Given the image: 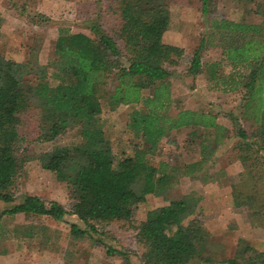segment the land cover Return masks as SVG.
<instances>
[{"label": "trees", "instance_id": "obj_1", "mask_svg": "<svg viewBox=\"0 0 264 264\" xmlns=\"http://www.w3.org/2000/svg\"><path fill=\"white\" fill-rule=\"evenodd\" d=\"M174 1L111 0L120 20L115 36L98 20H89L85 28L90 32L77 37L68 26H60L47 62L39 59L37 46L22 55L0 43V199L11 203L0 208V230L5 216L18 213L27 220L45 215L60 222L71 214L86 227L68 223L69 245L84 240L93 246L105 245L103 233L92 221L125 222L138 197L152 194L167 203L135 234L144 264H264V250L252 261L243 260L240 252L223 259L209 252L208 232L195 220L184 223L202 196L195 191L173 193L181 177L207 181L213 155L226 139L234 137V158L248 179L232 184L233 204L255 206L248 213L250 222L264 226V0L244 2L261 18L255 22L228 18L216 12L217 0H200L209 33L201 37L187 70L192 76L204 71L210 88L238 91L236 108L226 113L233 129L218 121L213 103L207 108L177 105V112L170 114V77L179 47L166 42L164 35L170 28ZM211 44L219 47L220 58L204 64L202 53ZM224 64L232 67L230 73H223ZM120 105L132 107L126 123L129 138L146 146L134 143L131 152L116 157L102 113L106 106ZM27 127L33 128L40 141L78 129V141L56 145L43 163L76 194L70 210L36 194L25 193L16 200L18 179L29 160L23 147ZM189 127L191 140L198 139V159L182 164L165 161L158 166L146 160L173 130ZM47 230L45 225L20 223L11 231L24 237L42 236L43 246L63 252L64 264H72L67 257L73 251L52 241ZM107 253L124 254L110 246Z\"/></svg>", "mask_w": 264, "mask_h": 264}, {"label": "rangeland", "instance_id": "obj_2", "mask_svg": "<svg viewBox=\"0 0 264 264\" xmlns=\"http://www.w3.org/2000/svg\"><path fill=\"white\" fill-rule=\"evenodd\" d=\"M244 2L245 0H217L216 12L236 20L259 21L261 18L250 12ZM200 4V0H175L171 5V24L164 40L177 45L179 51L176 57L178 63L170 77L173 92L170 114L177 112V105L207 108L213 103L219 112L218 121L233 129L232 119L226 113L236 108L239 102L238 91L224 92L210 88L204 71L192 76L187 70L201 37H207L209 33L208 20L199 10ZM113 5L111 0H0V43L4 49L22 55H27L31 46H37L40 48L39 59L47 62L53 54L60 26H68L77 37L81 32H90L85 28L89 20H98L107 32L115 36L120 20L113 12ZM219 58L218 46L211 44L204 48V64ZM221 70L228 74L232 67L224 64ZM131 110L132 107L127 105L106 106L103 109L102 116L107 122L108 132L112 135L116 157L131 152L134 143L146 146L139 139L129 138L126 132ZM244 125L249 129L247 123ZM190 130L191 127L173 130L170 137L174 140L171 141L170 137L163 138L155 153L148 154L146 160L158 166L165 161L182 164L198 159V139L191 140ZM32 131V127L23 130L26 138L23 147L28 151L29 160L24 164L18 179L16 200L25 193L36 194L47 200H56L70 210L76 201V194L67 183L58 180L51 171L45 169L43 163L45 156L56 145L78 141L79 131L77 128H69L50 141L35 139ZM235 141L234 137L226 139L218 147L210 167L207 168V181L181 177L173 193L195 191L202 196L196 211L186 216L184 223L195 220L208 232L209 252L220 259L240 252L243 260L252 261L264 250V226L250 222L248 213L255 206L233 204L232 184L248 179L243 165L234 158L232 148ZM166 203L162 197L149 194L138 197L133 205L131 218L125 222L92 221L97 230L103 233L101 237L105 245L98 246L91 245L88 240L78 241L77 246L68 244V223L76 222L79 226L86 227L76 215H66L65 222L45 215L28 220L23 213L14 217L5 216L4 231L0 230L5 233L0 234V264H64L66 260L63 252L43 246L42 236L24 237L11 231L20 223L47 226V233L51 234L52 241L58 240L57 245L68 246L73 251L72 256L67 257L72 264H144L141 260L142 248L137 243L135 234L148 218L157 216L161 206ZM10 204L0 199L1 209ZM3 237L5 238L2 240ZM109 246L123 251L124 254H108Z\"/></svg>", "mask_w": 264, "mask_h": 264}, {"label": "crops", "instance_id": "obj_3", "mask_svg": "<svg viewBox=\"0 0 264 264\" xmlns=\"http://www.w3.org/2000/svg\"><path fill=\"white\" fill-rule=\"evenodd\" d=\"M5 16V15H4ZM13 24V23H12ZM210 87V86H209ZM173 95V94H172ZM195 105H193V107H190V108H194Z\"/></svg>", "mask_w": 264, "mask_h": 264}]
</instances>
